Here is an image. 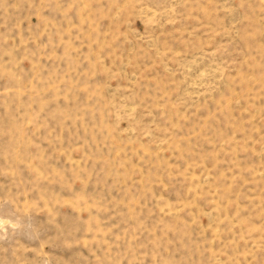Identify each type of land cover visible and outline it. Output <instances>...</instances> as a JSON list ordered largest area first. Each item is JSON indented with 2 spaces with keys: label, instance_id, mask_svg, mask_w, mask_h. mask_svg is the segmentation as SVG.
<instances>
[{
  "label": "rangeland",
  "instance_id": "1",
  "mask_svg": "<svg viewBox=\"0 0 264 264\" xmlns=\"http://www.w3.org/2000/svg\"><path fill=\"white\" fill-rule=\"evenodd\" d=\"M0 264H264V0H0Z\"/></svg>",
  "mask_w": 264,
  "mask_h": 264
}]
</instances>
